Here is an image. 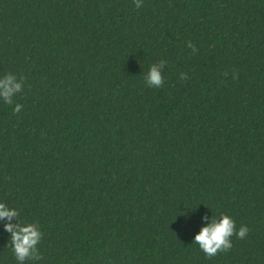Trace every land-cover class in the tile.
<instances>
[{
	"label": "trees",
	"instance_id": "trees-1",
	"mask_svg": "<svg viewBox=\"0 0 264 264\" xmlns=\"http://www.w3.org/2000/svg\"><path fill=\"white\" fill-rule=\"evenodd\" d=\"M142 5L0 0V264L6 223L42 232L23 264H264V0ZM222 214L249 233L207 258Z\"/></svg>",
	"mask_w": 264,
	"mask_h": 264
},
{
	"label": "clouds",
	"instance_id": "clouds-1",
	"mask_svg": "<svg viewBox=\"0 0 264 264\" xmlns=\"http://www.w3.org/2000/svg\"><path fill=\"white\" fill-rule=\"evenodd\" d=\"M135 7H142V0H133ZM187 46L192 49L193 53L197 50L195 46L188 42ZM164 61H161L163 64ZM181 79H187L185 74H181ZM147 86L159 88L163 85V76L161 75L160 67L152 64L145 76ZM24 87V80L21 77L17 80L16 76L7 74L0 78V98L11 105L13 97L20 93ZM22 105L17 103L13 109L15 113L22 110ZM19 215L14 208H8L4 203H0V219L7 218L11 221ZM207 219V217H206ZM4 228L11 233L10 243L16 261L23 264L25 260L42 259L38 253L37 245L41 241L42 232L36 223H28L24 226L19 224L6 223ZM249 233L247 226H241L239 230L236 228L235 221L228 215L222 214L217 222L215 217L211 218V222L202 227L199 233L194 237V242L199 245L207 258H212L219 253L228 252L232 248L231 238L235 235L238 239H244Z\"/></svg>",
	"mask_w": 264,
	"mask_h": 264
}]
</instances>
